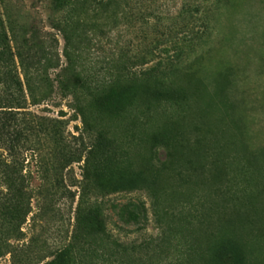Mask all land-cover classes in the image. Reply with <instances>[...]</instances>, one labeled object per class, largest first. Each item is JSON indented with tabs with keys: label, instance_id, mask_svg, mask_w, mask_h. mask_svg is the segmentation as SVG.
<instances>
[{
	"label": "trees",
	"instance_id": "trees-1",
	"mask_svg": "<svg viewBox=\"0 0 264 264\" xmlns=\"http://www.w3.org/2000/svg\"><path fill=\"white\" fill-rule=\"evenodd\" d=\"M174 1L30 0L28 7L25 0H0V260L9 255L11 264H72L83 232L111 238L106 198L146 181L131 172L129 151L101 117L119 111L114 97L127 95L129 84H156L152 102L167 112L181 108L173 76L204 55L223 5ZM106 43L113 53L99 60ZM57 98L70 100L71 117L33 110ZM77 121L81 126L72 132ZM151 143L166 150L159 168L166 167L172 158L168 136H154ZM61 199L76 202L69 240L53 248L35 236L26 241L29 219L49 217ZM113 210L126 224L147 212L132 202Z\"/></svg>",
	"mask_w": 264,
	"mask_h": 264
},
{
	"label": "rangeland",
	"instance_id": "rangeland-1",
	"mask_svg": "<svg viewBox=\"0 0 264 264\" xmlns=\"http://www.w3.org/2000/svg\"><path fill=\"white\" fill-rule=\"evenodd\" d=\"M222 4L204 55L173 76L181 108L167 112L152 102L156 84H129L127 95L114 97L119 111L103 113L106 131L129 151V169L146 182L106 198L111 238L83 232L72 264H264V0ZM112 51L106 43L99 60ZM69 102L57 98L33 110L69 118ZM75 125L80 121L71 122L72 132ZM159 134L172 152L164 168L166 150L151 143ZM128 202L144 204L146 217L121 221L113 205ZM75 209L76 202L58 200L49 217L29 219L26 241L35 236L50 248L68 241ZM0 264H11L10 256Z\"/></svg>",
	"mask_w": 264,
	"mask_h": 264
}]
</instances>
